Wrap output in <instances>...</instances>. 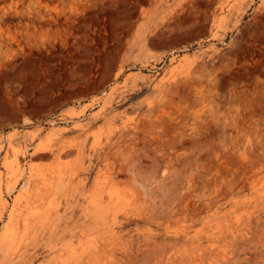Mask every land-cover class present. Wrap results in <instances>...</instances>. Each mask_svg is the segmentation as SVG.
Segmentation results:
<instances>
[{
    "label": "rangeland",
    "instance_id": "rangeland-1",
    "mask_svg": "<svg viewBox=\"0 0 264 264\" xmlns=\"http://www.w3.org/2000/svg\"><path fill=\"white\" fill-rule=\"evenodd\" d=\"M0 264H264V0H0Z\"/></svg>",
    "mask_w": 264,
    "mask_h": 264
},
{
    "label": "bare ground",
    "instance_id": "bare-ground-1",
    "mask_svg": "<svg viewBox=\"0 0 264 264\" xmlns=\"http://www.w3.org/2000/svg\"><path fill=\"white\" fill-rule=\"evenodd\" d=\"M7 225H8V224H6V226H7ZM7 227H8V226H7ZM1 239H3V240H4V239H5V235H3Z\"/></svg>",
    "mask_w": 264,
    "mask_h": 264
}]
</instances>
